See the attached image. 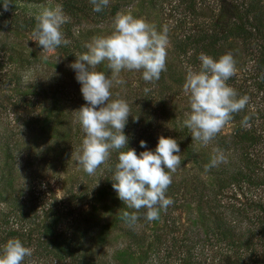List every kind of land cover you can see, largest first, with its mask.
I'll return each instance as SVG.
<instances>
[{
  "label": "rangeland",
  "instance_id": "374dc122",
  "mask_svg": "<svg viewBox=\"0 0 264 264\" xmlns=\"http://www.w3.org/2000/svg\"><path fill=\"white\" fill-rule=\"evenodd\" d=\"M191 1L193 14L186 11V0H110L109 15L102 21L73 19L59 0H13L8 11L3 10L0 0V74L17 70L22 85L18 94H27L26 87L31 86L28 94L32 97L44 89L47 103L52 105L53 96L59 100L56 111L49 105L35 111L8 106L0 110V240L5 243L19 239L33 249V255L25 258L23 264H264V89L256 86L259 78L253 65L255 52L249 53L235 40L220 47L218 59L231 53L236 61V74L226 83L236 90L237 98L248 96L249 102L233 114V119L207 146L194 141L183 124L190 105L182 86L189 68L199 71L201 53L187 47L182 56L176 47L205 22L231 17L233 0ZM57 5L71 18L64 25L80 47L94 37L112 34L118 13L143 19L158 33L167 28L166 71L159 81L146 83L142 72L122 70L118 78L125 83L114 85L112 93L114 98L126 100L132 110L148 111L137 112L125 127L135 129L134 135L138 134L146 143L153 140L152 136L170 135L175 129L190 135L194 159L205 165L201 167L204 173H200L186 163L181 148L180 153H174L180 155L182 162L172 175V183H182L177 197L183 190L192 195L185 208L170 205L166 212L161 211L159 220L152 222L143 218L142 209L135 225L117 222L115 214L123 203L115 190L98 195L107 183L110 159L94 175L86 174L78 164L76 156L85 134L76 132L81 128L76 111L86 102L76 73L70 68L77 58L69 59L56 51L42 52L30 35L12 25L36 17L44 7ZM13 51H24L33 60L28 64L20 56L18 63H13ZM194 57L197 59L193 60ZM106 63L96 70L110 77ZM145 88L157 98L142 102ZM2 93L12 94L0 86ZM245 118L248 126L242 123ZM237 129L247 132L256 144L250 148L237 146L233 140ZM5 144L9 151L4 150ZM135 144L133 138L129 139L131 148ZM156 145L152 147L151 143L150 151L154 152ZM216 150L223 153L225 162L206 170ZM242 151L248 156L246 168L241 161ZM226 175L236 179L244 175L247 179L219 190L214 179ZM77 183L84 187L81 193ZM200 186L209 192L198 199ZM83 192L87 195L82 203L73 198ZM167 193L166 197L172 199ZM64 204L74 206L75 211L57 224L50 239H44L43 225L57 210L65 212ZM61 242L69 244L70 254L54 260L55 247Z\"/></svg>",
  "mask_w": 264,
  "mask_h": 264
},
{
  "label": "clouds",
  "instance_id": "9594fccd",
  "mask_svg": "<svg viewBox=\"0 0 264 264\" xmlns=\"http://www.w3.org/2000/svg\"><path fill=\"white\" fill-rule=\"evenodd\" d=\"M110 0H90L94 12H102ZM13 0H3V10L8 11ZM62 8L57 5L44 7L36 15L32 41L43 48L44 53L54 51L61 45H68L61 28L70 22ZM167 28L158 33L155 27L131 14L118 13L114 18V31L107 36L94 37L79 54L70 68L76 73L75 79L81 85L80 91L86 106L77 113V120L85 134L76 160L88 175L105 164L113 151L118 152L112 176V188L118 199L128 209L121 218L135 225L141 218L149 222L159 220L161 211H167L174 203L166 197L172 184V175L181 167L180 147L172 138L160 136L155 151H143L137 155L135 149L127 147L129 138L124 129L130 116L126 100L113 99L114 85H123L119 79L122 70L142 72L146 83L155 84L161 73L166 71ZM45 60L47 56L43 57ZM199 71L188 69L183 92L189 98L190 112L183 121L192 133V139L207 146L229 123L233 114L239 113L249 102L248 96L238 97L235 89L226 83L236 74V61L231 53L218 60L201 53ZM106 63L111 76L97 71L98 65ZM150 91L149 88L144 89ZM247 125V118L242 122ZM146 148V142L140 141ZM225 162L222 152L216 154L206 165V170ZM33 255V249L25 247L19 239H9L0 254V264H23L25 258Z\"/></svg>",
  "mask_w": 264,
  "mask_h": 264
},
{
  "label": "trees",
  "instance_id": "16d2710c",
  "mask_svg": "<svg viewBox=\"0 0 264 264\" xmlns=\"http://www.w3.org/2000/svg\"><path fill=\"white\" fill-rule=\"evenodd\" d=\"M25 3H32L34 0H19ZM61 7L65 12L69 14V16L73 19H87V20H104L106 18V15L108 16V8L105 7L102 12H94L93 6L90 3V0H59ZM110 9V8H109ZM185 9L187 12L192 13L194 12L193 8V2L191 0H186ZM116 10V9H115ZM232 16L223 18L220 17V21L218 19V22H205L202 27H199L197 30L192 31L191 33L187 34L186 37L183 38L184 44H178L176 49L180 52L182 56H185L186 51H184L185 48L189 47L193 49L195 52L204 53L208 56H211L214 60H218V55L220 51V47L224 45L226 42H231L233 40L239 41L244 48L248 50L249 53L255 52V55L253 57V65L258 73V82H256V86H258V89H264V0H233L232 3ZM114 11H111L110 13L113 14ZM222 16V15H221ZM36 20L35 17H29L23 20L22 22L17 21L13 22L12 25L17 27L18 29L23 30L28 35L32 37V32L35 28ZM61 31L64 34L65 39H68L71 41L68 45H61L58 48H56L54 51L57 53L64 55L65 57L71 59L73 57H77L79 54L85 53L87 51L86 47H80L78 46L77 41H73L72 34L69 31V28L65 25L62 26ZM41 50H43L42 47H40ZM6 52V51H5ZM22 54V55H20ZM20 56H22V61L27 62L28 64L31 63L33 60L31 57H28V54L24 51H21L20 53H17L13 51L10 55L11 61L13 63H18ZM4 58H6V54L4 53ZM197 58L194 57L193 60H196ZM17 60V61H16ZM22 62V63H23ZM17 70H8L5 73L0 74V79L2 78V81H0V86L3 88H7L12 93L11 95H6L5 93H2L0 95V110H5V108L8 106L12 109H23V110H29V111H35V109L44 108L46 105H49L51 108H53L55 111L59 108V100L55 98V96L52 97L53 102L52 105L50 103H47L44 98V94L42 90H39V94L36 97H32L28 93L30 92V87H26L28 90V93L25 95L18 94L20 92V89L22 88L21 79L18 78ZM152 89V88H151ZM153 91L146 92L145 95L142 94L141 100L142 102H148L154 98H157L153 93ZM161 93V90H160ZM36 95V94H35ZM151 96V97H150ZM34 98V99H32ZM117 97H113V99H116ZM132 106L130 107V116L128 117V120H132L137 112L147 113L146 110H132ZM52 116V115H50ZM37 117V116H36ZM233 119V118H232ZM55 120V119H53ZM129 122V121H128ZM127 122V123H128ZM143 123H145L143 121ZM127 127V125H126ZM52 130V128H50ZM55 130V128L53 129ZM153 131V130H152ZM233 134V140L236 141L237 146H246V148H250L252 145L256 144V142L249 138L247 136V132L236 130ZM76 132H80V134L83 132L81 128H79ZM127 132V134H126ZM135 129L133 130L131 128H125L124 134L129 138H133L135 141V147L131 148L129 145L127 147L129 149H135L137 155H139L140 152L143 151H150V145L152 143V147L155 146L158 143V138L160 136H163L165 138H172L175 139L179 147L182 151V156L185 158L186 163H188L190 166H193L194 169L200 170V173H204L201 169L202 166L205 165L203 163L200 165L199 159H194L196 157L195 153L193 152L194 148L192 145V141L190 140V135L187 134L185 131H178L177 129L174 130L170 135H159L158 137L152 136V141L146 143V148L140 147V141H143L140 136L134 135ZM232 138V137H231ZM155 143V144H154ZM223 143V142H222ZM224 144V143H223ZM226 145H228L226 143ZM225 145V146H226ZM4 150L9 151V146L4 147ZM247 158L248 156L245 154V152L242 151L241 153V161L243 162V166L246 168L247 165ZM118 162V152L113 151L110 156V163L107 165V176L106 181L107 183H104V190L99 191L98 195L102 196L104 193L108 194L107 192H110L111 190H114L112 188V176L114 174V168L115 164ZM221 176V175H220ZM247 176H240L239 178L232 175H226L221 177H215V182L218 183V189L224 190L227 187H232L234 183L241 184L242 182L246 181ZM182 184V183H181ZM181 184H175L172 183L170 185L171 188H168L167 194H169L172 197V200L174 203L172 204L174 208L176 209H182L185 208V206L188 204V202L191 200V193L188 191L186 192L183 190L182 193H180L177 197V194L179 193V190L181 188ZM78 190L82 191L84 187L81 186V183L78 184ZM84 190V189H83ZM201 194L198 196V199L202 198V194L205 192H209L205 190L204 186H200ZM81 193V192H80ZM77 194L73 195V198L78 199L80 203L83 202V200L86 198L87 193L83 192L82 195ZM102 193V194H101ZM80 195V196H79ZM104 196V195H103ZM211 197V196H209ZM119 210L115 214V221H123L121 218L122 211H129L126 206L119 204ZM65 207V208H64ZM65 212L62 210H57L55 214L49 219L46 224L43 225L41 229V236L44 239H50L54 233L55 229L57 227V224L61 221H63L66 217L71 216L70 214L75 211V207H70L68 204L63 206ZM4 239L0 240V254H2L3 246L6 244L4 243ZM56 253L54 260H58V258L65 256H68L70 254L68 250L69 244L67 242H61L56 245Z\"/></svg>",
  "mask_w": 264,
  "mask_h": 264
}]
</instances>
